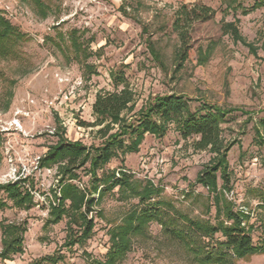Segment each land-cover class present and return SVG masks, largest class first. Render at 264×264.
<instances>
[{
  "label": "rangeland",
  "instance_id": "rangeland-1",
  "mask_svg": "<svg viewBox=\"0 0 264 264\" xmlns=\"http://www.w3.org/2000/svg\"><path fill=\"white\" fill-rule=\"evenodd\" d=\"M40 1L0 0V14L20 33L8 40V51L0 50V185L21 177L35 195V205L26 209L0 190L7 203L0 221L27 223L23 253L0 258V264L104 261L113 231L144 205L157 216L129 234L130 248L115 264H202L182 234L173 231L210 246L225 240L220 232L200 239L188 221L226 219L217 215L212 192L197 179L215 154L195 149L196 137H183L174 122L163 135L145 132L135 148H126L132 137L122 134L126 146L97 169V180L89 162L76 169L79 178L70 181L82 189L113 171L126 173L131 184L106 189L100 199L94 194V227L84 242L65 245L68 214L47 223L60 163L42 167L39 159L57 142L58 129L94 152L112 134L136 126L146 107L165 95L184 97L192 111H224L232 186L226 195L234 210L251 212L253 242L264 244V0ZM202 7L208 8V18H195ZM179 18L185 41L175 27ZM226 22L239 27V37L223 30ZM72 32L86 56L76 55ZM125 85L135 94L132 108L122 113V121L98 124L97 94ZM149 185L161 191L142 202L139 191ZM1 239L0 229V250ZM216 264H264V253L232 255Z\"/></svg>",
  "mask_w": 264,
  "mask_h": 264
},
{
  "label": "trees",
  "instance_id": "trees-1",
  "mask_svg": "<svg viewBox=\"0 0 264 264\" xmlns=\"http://www.w3.org/2000/svg\"><path fill=\"white\" fill-rule=\"evenodd\" d=\"M36 1L41 3L40 0ZM183 13L186 14L187 11L184 10ZM208 14V8L202 7V11L196 13L195 18H208ZM180 22L181 19H177L175 27L179 30L181 39L185 41L187 33L182 29ZM222 28L233 37L240 36L239 27L234 22H226ZM19 36L20 33L0 14V50L8 51V40ZM69 37L76 55L79 58L83 54L86 56L85 46L81 45L76 33L72 32ZM86 68L92 70V66L89 64L86 65ZM134 96V92L128 85L117 91L99 92L93 105L98 124L107 121L116 123L122 121V113L131 109L134 104ZM224 117V111L219 107L192 111L184 97L165 95L158 97L146 107L136 126L131 123L121 133L112 134L105 140L104 145L96 147L94 152L89 150L81 141H70L58 129L56 132L58 135L57 142L50 145L39 159V165L42 167L52 163H60L58 166V185L53 189L55 201L50 204L47 223H58L68 214V234L65 245L71 248L76 243L84 242L91 235L94 227L93 217H90L95 202L94 194L98 192L100 199L106 189H113L116 186L130 187L131 184L126 173L122 171L117 175L113 171L110 176H102L100 180L98 179L93 188L82 189L70 181L79 178L76 169L89 162L90 171L97 180V169L105 165L119 148L126 146L120 138L122 134H130L132 137V145H128L126 148H132V146L135 148L145 132L163 135L166 132L167 124L174 122L183 137H196L193 143L195 149L210 150L215 154L214 160L200 172L197 179L212 192L217 215L223 214L226 219L217 224L204 219H188L189 226L194 233L202 237L200 239L213 237L218 232L222 234L225 240H218L211 246L205 239L196 242L187 232H173L178 235L182 234L180 235L181 238L190 246L202 264L227 263L229 256L232 257V255L243 258L256 253H264V244H255L251 236L252 225L249 224V218L252 217L251 212L234 210V201L226 195L232 190L227 161V153L231 145L226 143L222 134L221 124ZM260 124L264 127V118L260 120ZM1 159L0 152V161ZM219 178L223 182L221 186L219 185ZM102 181L105 188L99 189ZM24 183L25 179L20 177L15 181L1 184L0 190L4 191L16 206L29 209L35 205V195L33 189L25 187ZM160 191V188L152 185L145 186L142 191H139L140 200L145 202ZM68 200L69 207H66ZM6 205L7 203L0 199V208ZM156 216L155 210L150 209L147 205H144L140 212H131L128 221L113 231L112 244L107 258L104 261H96L94 264H115L130 248L129 234L140 231L148 220ZM245 218L248 220L247 223ZM0 229L2 233L0 258L6 260L14 254L23 253V236L27 231L26 221H0ZM228 250L232 251V254L228 253Z\"/></svg>",
  "mask_w": 264,
  "mask_h": 264
},
{
  "label": "built area",
  "instance_id": "built-area-1",
  "mask_svg": "<svg viewBox=\"0 0 264 264\" xmlns=\"http://www.w3.org/2000/svg\"><path fill=\"white\" fill-rule=\"evenodd\" d=\"M15 124H16V125H17V124L20 125L19 123H17V121H15Z\"/></svg>",
  "mask_w": 264,
  "mask_h": 264
}]
</instances>
